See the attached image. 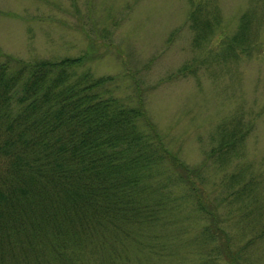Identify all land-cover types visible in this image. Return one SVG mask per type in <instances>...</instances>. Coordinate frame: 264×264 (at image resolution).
Here are the masks:
<instances>
[{
    "label": "trees",
    "instance_id": "trees-1",
    "mask_svg": "<svg viewBox=\"0 0 264 264\" xmlns=\"http://www.w3.org/2000/svg\"><path fill=\"white\" fill-rule=\"evenodd\" d=\"M215 2H190L186 26L199 54L179 65L172 79L246 56L254 46L248 12L233 35L217 36L211 47ZM88 50L72 58L0 61V264H113L123 257L115 243L130 239L136 227L154 228L188 204L201 208L199 170L166 150L142 102L114 94L115 77L85 67L96 56ZM241 122L215 128L208 157L218 165L239 158L252 128L251 121ZM242 183L253 198L252 181ZM217 218L200 235L216 234L224 243L206 249L205 259L195 263L225 262L229 252V263L239 264Z\"/></svg>",
    "mask_w": 264,
    "mask_h": 264
},
{
    "label": "rangeland",
    "instance_id": "rangeland-1",
    "mask_svg": "<svg viewBox=\"0 0 264 264\" xmlns=\"http://www.w3.org/2000/svg\"><path fill=\"white\" fill-rule=\"evenodd\" d=\"M192 1L0 0V61L72 58L89 49L96 56L85 67L115 77L114 94L123 102H142L166 150L199 170L201 208L188 204L154 228L136 227L130 239L115 243L123 257L113 264L202 262L206 249L224 243L216 234L201 237L216 216L218 229L229 233L228 249L236 246L240 254L237 263L264 264V0H215L218 27L211 47L218 37L233 35L248 12L254 46L246 56L172 79L179 65L199 54L190 47L186 26ZM239 116L252 127L241 154L218 165L208 157L216 145L215 128ZM250 180L253 198L241 188ZM228 253L225 262L216 263L230 264Z\"/></svg>",
    "mask_w": 264,
    "mask_h": 264
}]
</instances>
